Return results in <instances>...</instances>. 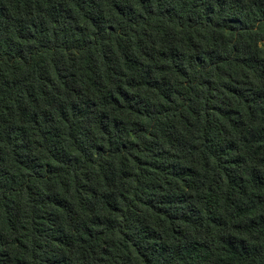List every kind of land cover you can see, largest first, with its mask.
Here are the masks:
<instances>
[{
  "label": "trees",
  "instance_id": "1",
  "mask_svg": "<svg viewBox=\"0 0 264 264\" xmlns=\"http://www.w3.org/2000/svg\"><path fill=\"white\" fill-rule=\"evenodd\" d=\"M0 264H264V0H0Z\"/></svg>",
  "mask_w": 264,
  "mask_h": 264
}]
</instances>
